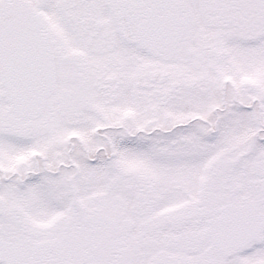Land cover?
Listing matches in <instances>:
<instances>
[{"label":"snow or ice","instance_id":"1","mask_svg":"<svg viewBox=\"0 0 264 264\" xmlns=\"http://www.w3.org/2000/svg\"><path fill=\"white\" fill-rule=\"evenodd\" d=\"M0 264H264V0H0Z\"/></svg>","mask_w":264,"mask_h":264}]
</instances>
